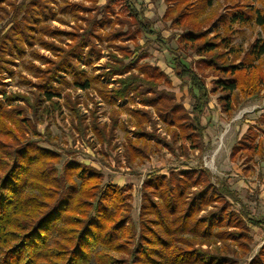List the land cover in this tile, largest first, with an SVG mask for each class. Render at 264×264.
<instances>
[{
    "label": "trees",
    "instance_id": "trees-1",
    "mask_svg": "<svg viewBox=\"0 0 264 264\" xmlns=\"http://www.w3.org/2000/svg\"><path fill=\"white\" fill-rule=\"evenodd\" d=\"M224 1L264 30V9L245 12L238 1ZM112 2L121 3L128 18L116 17L118 27L114 24L103 35L98 29L110 22ZM98 3L21 0L8 2V8L0 5L6 19L0 29V264H240L252 251L251 228L264 230V215H255L227 182L215 184L208 169L184 166L167 174H149L140 186L136 225L131 218V187L103 185L99 171L76 161L64 163L59 171L60 155L32 138L39 136L37 125L44 117L59 111L54 101L58 88L65 84L87 90L101 77L102 99L112 103L128 94L139 98L171 131L172 144L183 142L177 149L201 155L205 135L201 118L212 95H219L228 115L242 101L264 97V41L254 42L237 62L239 55L226 50L229 35L219 39L213 34L230 24L213 7V0H164L163 18L181 31L179 44L198 58L195 70L178 49L167 45L135 0ZM59 13L71 15L73 32L47 22L66 23ZM139 34L155 37L167 49L168 66L192 102L188 110L175 102L173 93L159 89L171 85L164 72L140 64L145 54L139 45L132 51L122 45ZM103 40L117 54L108 52L106 72L89 77L85 67L100 59L96 41ZM34 45L51 57L40 55ZM26 53L40 61V66L32 62L25 66L36 79L28 82L30 94L6 93L3 74L12 76L11 65ZM203 75L213 78L211 89ZM112 76L118 77L117 87L107 90L102 81ZM65 99L70 110V98ZM258 122L264 125V113ZM136 127V141H129L132 152L139 154L153 136ZM93 130L101 139L100 130ZM255 137L248 129L232 148L231 159L241 153L260 155L263 140L255 144ZM246 264H264V246Z\"/></svg>",
    "mask_w": 264,
    "mask_h": 264
},
{
    "label": "rangeland",
    "instance_id": "rangeland-1",
    "mask_svg": "<svg viewBox=\"0 0 264 264\" xmlns=\"http://www.w3.org/2000/svg\"><path fill=\"white\" fill-rule=\"evenodd\" d=\"M21 0H0L1 6L8 8V2ZM80 2V0H71ZM98 6L103 5L106 0H98ZM138 8L143 10L144 15L165 39L167 45L173 49H178V53L191 63L193 69L199 66L195 64L198 59L185 49L177 41L180 30H173L170 26V19L163 18L165 12L164 0H135ZM244 7L245 12L253 9H264V0H235ZM88 6V3H84ZM218 9L221 15L227 17L228 26L225 29L218 28L213 34H218L221 39L224 34H228L230 40L226 48L231 55H239V61L245 52L254 42L264 41V30L255 25L252 20H244L240 13L231 8V4L224 0H213V7ZM113 13L108 14L110 22L103 29H98L101 34H106L115 24L116 17L127 19L121 3L112 2ZM56 10V6L53 7ZM247 10V11H246ZM4 13L0 11V29L6 23ZM64 24L57 21L48 20L53 27H57L67 32H73L75 28L71 15H62ZM9 26L6 27V29ZM122 31L126 28L123 26ZM131 32V31H130ZM174 36L173 39L171 37ZM163 39V40H164ZM61 38L60 41H64ZM58 41V40H57ZM58 43V42H57ZM66 43H69L66 40ZM106 41H96V46L100 51V59L93 62L91 67H85L87 76H101L106 72L105 63L108 61V52H113ZM119 44V43H117ZM139 45L145 56L140 60V64L148 63L159 68L170 79L169 86H161L160 90H165L174 94L175 102L188 110L191 100L186 90L181 89L180 82L175 78L171 68L168 66L170 58L165 47H161L155 41V37L138 35L135 40H126L122 45H127L132 51L133 45ZM60 45V44H58ZM224 45V44H223ZM40 55L51 57L49 52L34 45ZM223 49V46H221ZM117 54V53H116ZM28 62L40 66L39 60L35 61L26 53L22 59L15 60L11 65L13 75L3 74V88L6 93L30 94L31 85L29 81L35 83L36 79L25 68ZM264 63V60H263ZM44 67V66H42ZM207 87L211 89L213 78L206 75ZM24 78V79H23ZM118 77L112 76L102 82L107 90L117 87ZM103 78L94 81L92 88L81 90L74 85H62L57 89L54 101L59 104V111L44 117L43 122L37 125L38 137L32 138L41 148L56 152L60 155V163L57 165L59 171L64 163L76 161L86 166H90L99 171L103 176V185L131 187V218L137 225L140 207V186L149 174H167L172 169H183L203 167L210 171L215 184L227 182L231 189L239 194V198L255 215L264 214V125L258 122L259 116L264 113L263 94L242 101L231 115L225 114L222 104L218 102V94L212 95L209 109L201 118L205 126L203 137L204 151L201 155L197 152L188 151L186 153L177 149L183 144L181 140L172 144V133L158 120L154 108L142 106L140 99L128 94L125 100L113 99L108 103L102 99L98 89L101 88ZM67 80L70 77L67 76ZM66 96L70 98V110L66 105ZM138 126L141 132L151 133L153 137L148 138L147 144L139 154H134L130 148V141H136L135 132ZM98 128L103 136L94 132ZM251 129L255 134V144L262 139V153L253 154L251 157L243 153L235 155L231 159V151L241 137ZM103 138V139H102ZM166 142L171 144L173 149L167 147ZM139 143H137L138 145ZM185 166V167H184ZM253 243L249 256L242 259L240 264H246L256 252L264 246V231L252 228L250 231Z\"/></svg>",
    "mask_w": 264,
    "mask_h": 264
},
{
    "label": "crops",
    "instance_id": "crops-1",
    "mask_svg": "<svg viewBox=\"0 0 264 264\" xmlns=\"http://www.w3.org/2000/svg\"><path fill=\"white\" fill-rule=\"evenodd\" d=\"M230 157H231V155H230ZM239 195V194H238ZM236 208H238V207H236ZM264 215V214H263ZM262 216V215H261ZM252 228H255V227H252ZM251 228V229H252ZM255 229H260V228H255ZM260 230H262V229H260ZM262 231H264V230H262Z\"/></svg>",
    "mask_w": 264,
    "mask_h": 264
}]
</instances>
